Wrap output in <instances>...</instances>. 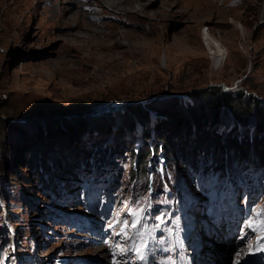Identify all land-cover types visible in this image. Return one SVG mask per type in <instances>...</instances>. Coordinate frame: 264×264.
I'll use <instances>...</instances> for the list:
<instances>
[{
    "label": "rangeland",
    "instance_id": "obj_1",
    "mask_svg": "<svg viewBox=\"0 0 264 264\" xmlns=\"http://www.w3.org/2000/svg\"><path fill=\"white\" fill-rule=\"evenodd\" d=\"M0 9V117L18 123L0 135V264H264V232L249 227L264 219V152L255 136L245 154L228 142L234 129L254 135L257 108L264 117V0H172L168 17L130 16L141 37L112 51L52 25L50 1ZM204 31L226 52L221 64ZM212 86L233 98L217 118L222 157L183 148L166 162L160 152L144 173L134 154L158 142L156 122L169 125L170 111ZM239 91L261 107L235 101ZM136 219L129 238L117 235V221Z\"/></svg>",
    "mask_w": 264,
    "mask_h": 264
},
{
    "label": "trees",
    "instance_id": "obj_2",
    "mask_svg": "<svg viewBox=\"0 0 264 264\" xmlns=\"http://www.w3.org/2000/svg\"><path fill=\"white\" fill-rule=\"evenodd\" d=\"M198 92L199 94L196 95V98L199 99V104H196L195 101L193 104L190 103L191 105H189L188 102H185V113H181L179 111L180 109L170 111V115L168 114L169 118L171 119L169 125L167 124L168 122L157 124L159 120H156L157 122L155 124V138L158 140V142L153 145L147 144L145 142L142 148L137 150L136 154H134L136 157L134 164L137 165V161H139V164L143 165L142 171L144 173H146V170L148 168L146 164L147 157H149L150 155L157 156L160 152L163 153V159L166 162L170 161L171 158H174L173 154H175L176 150L181 154L183 148H191V151H206L214 153L215 157H222V153L224 150L223 140L221 141L222 132L220 134L217 130V118L221 115V104H225L226 106L230 105V107H232L230 103L233 99L232 94L222 90L220 86L204 88ZM234 96L235 101L238 100L244 102L246 103L245 105L254 103L261 107V100L253 94H246L243 91H239L235 93ZM155 106L156 105L152 104L149 105L150 109L155 111L157 116H164V114L168 112V109H166V107L162 106L161 104L159 106ZM205 106L206 110H209L211 117L207 120L202 121V118L205 116ZM130 107H132V105ZM194 107L199 108V110L194 111ZM257 114L259 122L257 126L258 128L254 135H249L246 129H234L232 133L228 135L229 144L234 148H241L244 154L249 143L248 141H252L251 137L253 136H255V140L257 141V144H259V149L264 152V117L261 114V108H257ZM188 117L195 118L196 127L194 129H192L191 126L188 125ZM16 126L18 127V123L16 122V120L0 117V135L6 134L8 131H10L11 128L13 129ZM258 141H260V143ZM130 148H133V146H131ZM40 165V163H38L37 165L35 162L33 164V167L37 168L38 166L40 167ZM36 171L39 172L38 170Z\"/></svg>",
    "mask_w": 264,
    "mask_h": 264
},
{
    "label": "bare ground",
    "instance_id": "obj_3",
    "mask_svg": "<svg viewBox=\"0 0 264 264\" xmlns=\"http://www.w3.org/2000/svg\"><path fill=\"white\" fill-rule=\"evenodd\" d=\"M40 1H50V3L52 2L54 12H55V16L52 18L51 23L54 26L55 25L63 26L66 29L65 33H64L65 35L79 39V40L80 39L81 40H89V43H90V41H93L98 45V47L100 49H108L109 51H112L117 46H120V47L121 46H123V47L127 46L126 45V44H128L127 42H129L131 39H133L136 36L141 37V35L138 34L141 31H138V29H137V28H139L137 26L139 24L136 23L135 21L131 20L130 16L140 15L143 18V16H150L151 14H154V12L157 10L158 11L164 10L165 15L167 16L170 14L171 3H172V0H72L74 2V5L78 7V8L72 9V5H69V4H67V5L57 4V3H56L57 5L53 4L54 0H36V3H39ZM62 1H64L63 3L66 2L65 0H61L59 2L62 3ZM106 10H112L116 13L122 14L124 17H122V15H119L117 17L126 19V21L131 24L132 28L130 29L129 27H126L124 25H123L124 27H122V26H117V25H113V24H109L107 22L101 21L100 18H102L103 15L107 14ZM23 24L25 25V23H23ZM133 28H136L137 30L133 29ZM136 32H138V33H136ZM203 35H204L203 38H204L205 42L207 44H211L214 47V50L211 49L212 50L211 52H213L212 57L214 59V62L216 64H221V62H222V60L226 54V52L223 51V47L220 45V43L218 41L216 42V40L210 39L209 38L210 35L207 34V31H204ZM148 39H150V38H148ZM83 42H81V43H83ZM145 42H147V41H145ZM86 43H84V44L86 45ZM121 49H124V48H121ZM144 49H145V47H144ZM97 51H99V50H97ZM85 52H87V51H85ZM120 52H121V50H120ZM69 54L77 55V53L73 52L72 50H70ZM95 55H96V53H95ZM125 55H128V53ZM90 56H92V55H90ZM108 57H110V56H108ZM129 57H130V55H129ZM112 61H114V60H112ZM84 67H86V66H84ZM83 68H81V72H83L82 71ZM72 72H74V71H72ZM76 79L79 80V77H77ZM83 81L84 80H82L81 82H83ZM233 257H234V255H233ZM232 261H233V259H232ZM153 263L157 264V260H155ZM160 263H162V262H160ZM145 264H152V263L148 259H146Z\"/></svg>",
    "mask_w": 264,
    "mask_h": 264
},
{
    "label": "snow or ice",
    "instance_id": "obj_4",
    "mask_svg": "<svg viewBox=\"0 0 264 264\" xmlns=\"http://www.w3.org/2000/svg\"><path fill=\"white\" fill-rule=\"evenodd\" d=\"M261 212H264V210H261ZM130 215H136V213H131ZM118 224H121V230L120 233H117V235H123L125 238H129V232L128 229L130 228H136L137 225L140 223L139 219L134 220L131 224L128 223L127 220L125 221H117ZM253 225H255L256 228L260 229L262 232H264V219L259 220H253L249 222V227L252 228ZM112 225H110L111 227ZM255 230V229H254ZM257 242L259 244L258 247H256L255 251L257 252H264V235L257 237ZM119 247V245H117ZM249 252L252 251V246L249 244L248 246ZM136 251H141V249L137 248ZM140 259H143V255H141Z\"/></svg>",
    "mask_w": 264,
    "mask_h": 264
}]
</instances>
